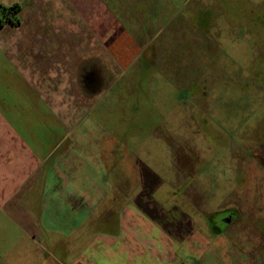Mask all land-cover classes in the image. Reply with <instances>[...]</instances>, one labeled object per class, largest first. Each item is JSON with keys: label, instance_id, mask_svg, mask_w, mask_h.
Returning <instances> with one entry per match:
<instances>
[{"label": "rangeland", "instance_id": "1", "mask_svg": "<svg viewBox=\"0 0 264 264\" xmlns=\"http://www.w3.org/2000/svg\"><path fill=\"white\" fill-rule=\"evenodd\" d=\"M74 1L77 8L80 5L83 45L91 42L90 32L99 31L97 43L109 39L121 51L116 60L154 64L140 68L139 90L126 94L121 81L115 86V97L108 104L109 98H102L90 114L101 140L97 164L107 177L105 187L101 185L103 194L92 204V224L82 229L87 234L82 242L77 238L76 251L85 254L91 241L98 264H152L155 261H149L146 251L150 234L144 226L153 219H181L185 225L190 220L194 224L193 240L163 245L175 258L173 264L247 260L254 243L249 229L241 231L230 224L218 234L208 224L212 210L227 211L237 205L247 209L255 199L264 201L262 194L255 197L260 181H245L244 176L252 175L239 171L240 159L248 160L252 154L255 136L264 144V0ZM14 4L21 6L15 18L27 12L26 29L63 30L66 25L52 0H0V18L2 8ZM98 45L96 57L101 59ZM7 58L8 53L0 50V60ZM117 94L126 101L118 100ZM133 103L139 109L133 110ZM255 157L256 163L263 162L260 152ZM122 212L128 220L131 216L133 230L138 227L140 236L129 239L131 229L120 225ZM25 215L19 224L28 223L32 212ZM4 220L2 216L0 264H70L58 252L73 245H59L58 239L51 243L37 222L39 232L29 234L35 235L36 242L28 244L27 250L21 248L27 244L19 243L11 260L6 251L13 244L7 238L23 235L22 227L11 228ZM114 239L112 250L125 245V254L101 260L103 254L96 247L105 248V242ZM137 240H143L142 253ZM217 253L226 262L217 261Z\"/></svg>", "mask_w": 264, "mask_h": 264}, {"label": "crops", "instance_id": "2", "mask_svg": "<svg viewBox=\"0 0 264 264\" xmlns=\"http://www.w3.org/2000/svg\"><path fill=\"white\" fill-rule=\"evenodd\" d=\"M52 1L58 6L55 12L66 23L63 30L40 26L26 29L24 25L29 24L27 12L21 13L19 25L5 22L0 26V50L8 53L7 60H0V80L4 84L0 93V228L2 216L11 228L22 227L23 235L7 238L8 243L13 244L6 251L12 254L11 260L20 249L19 243L27 244L21 247L27 250L28 244L36 242L35 235L29 234L31 230L39 232L34 226L37 222L39 230L43 229L51 243L58 239L59 245L61 242L73 245L58 252L70 264H98L91 241L90 250L85 254L76 251L77 238L84 241L82 235L87 234L82 229L92 224L93 220L89 219L92 204L103 194L102 186L105 187L107 177L97 164L101 140L93 129L90 114L102 98H109L108 104L115 97V86L121 81L125 87L123 84L120 89L124 87L126 94L139 90L138 86L142 85L138 75L140 68H151L154 64L141 59L116 60V54L121 51L109 39L97 43L99 31L90 32L91 42L83 45L80 5L77 8L74 0ZM36 7L37 3H34L32 12ZM97 44L101 59L96 57ZM92 68L97 70L87 72ZM131 72L134 76H130ZM117 99L126 101V97L119 94ZM132 108L139 109L135 103ZM106 109L112 110L107 105ZM253 114L258 115L256 111ZM254 139L252 154L248 160L240 159L239 171L252 175L244 176L245 181H260L261 190L255 195L258 199L260 194L264 195V159L256 163L259 160L255 155L260 152L264 157V144L258 143L257 136ZM257 201L255 199L251 208L238 205L232 208L235 213L233 226H239L241 231L249 229L251 241H254L247 260L240 263L238 259L235 264H264V201ZM26 211L32 212V217H27L29 225H21L19 222L26 218ZM221 211L222 208H217L210 212ZM123 212L124 221L120 225L124 230L131 229L129 239H135L140 236L138 227L133 230L135 223L132 224L131 216L126 219ZM193 225L191 220L185 225L181 219L175 222L153 219L144 226L150 234L146 249L150 252L149 261L154 260L152 264H156L157 260L163 264L167 259L164 264H173L175 258L163 245L171 241L176 244L192 242ZM116 241L108 240L105 248L96 247V251L103 254L101 260L123 257L125 245L117 252L112 250ZM137 244L138 251L144 252L143 240H137ZM216 255L217 261H225L223 254Z\"/></svg>", "mask_w": 264, "mask_h": 264}, {"label": "trees", "instance_id": "3", "mask_svg": "<svg viewBox=\"0 0 264 264\" xmlns=\"http://www.w3.org/2000/svg\"><path fill=\"white\" fill-rule=\"evenodd\" d=\"M21 6L19 4H14L12 5L10 8H6L3 7L2 8V17L0 18V26L3 25V23L5 22H11L13 24H20V20L19 18H15V15L18 14L20 12ZM234 211V209H231ZM227 213V211H221V212H217V213H213L210 215L209 218V225L212 229V231H214V233H223L225 231V228L227 227L225 226H221V227H217L216 226V218L221 217L223 215H225ZM235 219V216L233 218V220Z\"/></svg>", "mask_w": 264, "mask_h": 264}, {"label": "flooded vegetation", "instance_id": "4", "mask_svg": "<svg viewBox=\"0 0 264 264\" xmlns=\"http://www.w3.org/2000/svg\"><path fill=\"white\" fill-rule=\"evenodd\" d=\"M226 211V210H224ZM235 216V213L233 210H227V213L221 217L216 218V226L221 227V226H228L232 224L233 218ZM229 221V222H228Z\"/></svg>", "mask_w": 264, "mask_h": 264}, {"label": "water", "instance_id": "5", "mask_svg": "<svg viewBox=\"0 0 264 264\" xmlns=\"http://www.w3.org/2000/svg\"><path fill=\"white\" fill-rule=\"evenodd\" d=\"M229 222V221H228Z\"/></svg>", "mask_w": 264, "mask_h": 264}]
</instances>
